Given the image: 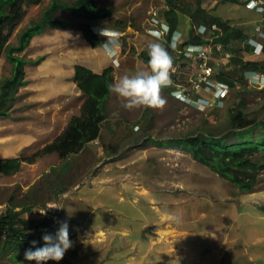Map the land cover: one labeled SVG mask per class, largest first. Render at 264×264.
<instances>
[{
    "label": "rangeland",
    "instance_id": "374dc122",
    "mask_svg": "<svg viewBox=\"0 0 264 264\" xmlns=\"http://www.w3.org/2000/svg\"><path fill=\"white\" fill-rule=\"evenodd\" d=\"M75 1L59 0L65 6ZM94 1L109 14L98 19L101 25L93 30L101 39L106 38L99 34L101 29L118 33V54L109 57L102 45L91 48L80 31L85 20L74 10L58 8L54 17L72 25L65 29L46 25L23 52L16 53L27 62L26 84L10 103L9 115L0 117V159L32 156L81 114L86 96L74 82L76 65L96 74L112 67L114 83L125 74L145 70L142 54L149 43L159 42L168 51L166 38L154 41L149 33L153 18L165 20V0ZM51 2L24 6L26 15L10 46L19 45L20 33L39 22ZM179 2L188 12L196 9L198 0ZM200 10L241 29L249 39L257 28L264 34V13L245 3L202 0ZM178 30L185 40L190 32L208 34L184 11ZM213 46L211 41L209 47ZM259 49L250 54L245 42H236L229 50L212 53L215 79L226 71L239 83L220 102L202 96L208 101L204 107L184 104L165 87L163 108L129 111L111 93L99 139L71 156L68 167L51 154L35 164L24 163L15 175L0 174V217L15 208L23 219L42 221L47 206L59 204L55 232L60 222L68 223L72 247L65 256L72 264H264V171L257 185L244 192L174 143L201 134L226 135L232 130L231 110L264 122V74L247 72L240 82L236 65L238 60L262 62ZM170 56L175 64L177 56ZM13 68L5 53L0 59V83L12 76ZM187 73V83L180 85L190 89L193 70ZM250 129L253 140L264 133V126ZM238 139L231 135L226 140ZM253 160L264 163V150ZM3 244L1 236L0 264H18Z\"/></svg>",
    "mask_w": 264,
    "mask_h": 264
},
{
    "label": "trees",
    "instance_id": "16d2710c",
    "mask_svg": "<svg viewBox=\"0 0 264 264\" xmlns=\"http://www.w3.org/2000/svg\"><path fill=\"white\" fill-rule=\"evenodd\" d=\"M42 0H0V59L6 53L8 60L14 64L13 73L10 78H4L0 83V117L9 115L10 103L15 100L19 88L23 87L24 67L26 60L16 55L23 52L31 39L41 35L45 26L65 29L72 25L54 17L58 8L74 10L85 20L80 25V31L84 39L91 48L96 49L101 46L106 38L101 39L93 30L94 26L101 25L97 22L102 16L109 14L108 9L97 7L94 0H76L72 5H61L59 0H52L49 9L44 12L43 18L36 23L29 25L19 35V45L10 46V39L13 37L20 21L26 15L24 6L39 5ZM201 1L198 0L196 9L186 12L179 0H165L167 10L163 15L169 24L170 33L165 44L168 47L169 55L172 54L169 42L172 34L179 29L180 13L183 11L189 16L199 28L206 27L207 35L190 32L188 40L182 44V48L187 44L207 45L210 42L220 44L224 50H229L236 42H245V51L254 54L258 49L253 47L250 40L241 29L230 26L229 22L217 17H211L201 9ZM226 2L241 4L242 0H226ZM192 23V22H191ZM216 26L218 30H212ZM122 28V26L120 27ZM259 52L264 55V40H259ZM216 52V50H215ZM142 58L147 64L149 59L147 52L142 54ZM237 61V60H236ZM237 66L241 71L240 82L246 79L247 72H260L264 74V59L262 62L237 61ZM195 72L193 66L187 68L184 64L179 68L177 74L173 75L176 83H187L184 79L188 75L187 71ZM182 77H181V76ZM219 81L228 84L233 88L239 83L226 71L219 76ZM74 82L86 100L81 108V114L74 116L66 129L52 143L44 146L30 157L3 158L0 159V174L12 176L17 174L24 163L35 164L40 158L47 155L57 154L60 159L65 160L64 167H68L69 158L79 154L85 147L97 140L101 134L102 124L107 120L106 102L110 97L107 85L113 82V68L108 67L102 73L96 74L88 68L76 65ZM232 130L219 138L215 134L208 136L198 135L185 140L174 142L179 148L189 151L193 159L203 165L210 167L214 173L230 181L241 191L249 192L258 183L260 172L264 171V163L254 161L255 153L264 150V133L258 140H253L250 136L252 130L250 126L263 127L264 122L257 119H248L242 113L231 110ZM242 130V131H237ZM236 135L238 142L229 143L227 138ZM52 223L48 220L36 221L23 219L15 208H10L0 217V237L4 236L3 250H9L13 254V261L18 264H36L35 261H27L24 253L32 248V241H37L36 247L43 246L42 236L45 233L51 234ZM35 250V249H33ZM48 264H72L64 255L59 262L49 261Z\"/></svg>",
    "mask_w": 264,
    "mask_h": 264
},
{
    "label": "clouds",
    "instance_id": "9594fccd",
    "mask_svg": "<svg viewBox=\"0 0 264 264\" xmlns=\"http://www.w3.org/2000/svg\"><path fill=\"white\" fill-rule=\"evenodd\" d=\"M258 1L259 0H242L248 9H251L249 8V5H253ZM163 17L165 19L164 15ZM159 21L160 24L157 26H154L152 22V28L150 30H157L159 32L165 30L166 28L167 30L164 34H162V36L160 33L149 32L154 37V41H158L160 38H166L167 40V36L170 33V27L166 20ZM199 30H203L204 32L207 31L206 27L203 26H200ZM99 34L106 37L108 41L107 43L102 44L105 53L109 57L116 56L120 48L119 34L116 32H111L106 28L101 29ZM199 34H201V32H199ZM259 40H264V38H260L258 35H256L249 40V43L258 49V47H260ZM185 41L186 40L184 39L183 34L179 30L175 31L172 34L171 40L169 42V48L171 52L178 56L177 52L175 51V47L179 46L180 49H184L189 45H195L187 44L182 48L181 46ZM216 45L220 44H214V46ZM203 46H209V44ZM147 54L149 59L147 61L145 70L137 71L134 75L125 74L119 80L107 85L108 91L117 97L118 101L120 102V106L125 110L131 111L141 108L161 109L166 104L165 99H163L161 96L162 89L167 87L169 89L168 91L172 95L174 84H178L173 79L174 74L171 75V71L173 69L172 57L161 43H149L147 47ZM182 62L187 64L186 61ZM253 73H255V75L258 74L257 72ZM196 101L197 96H195L194 99V102ZM193 105L200 107L195 103ZM50 208L57 209L58 207L53 206ZM42 214H44V212ZM42 240L43 246L41 247H36L37 241H32V248H29L24 253L25 260L35 261L36 264H48L49 261L59 262L63 259L65 253L72 247V241L69 238L68 223L60 222L59 228L55 234L45 233L42 236Z\"/></svg>",
    "mask_w": 264,
    "mask_h": 264
},
{
    "label": "built area",
    "instance_id": "2783aa9c",
    "mask_svg": "<svg viewBox=\"0 0 264 264\" xmlns=\"http://www.w3.org/2000/svg\"><path fill=\"white\" fill-rule=\"evenodd\" d=\"M249 8L255 10L260 14H263L264 0H259L255 4L249 5ZM152 21L154 26L160 24V21L156 18H153ZM166 30L167 28L165 30H162L161 32L153 30L152 33H160L162 36V34L166 32ZM213 30L217 31L218 28L214 26ZM256 35H258L260 38H264V34L258 28L256 29ZM214 49L218 52L222 50V47L220 45H216L213 47L189 45L184 49H180L179 46L175 47V51L178 54V59L176 63L173 64L171 75L177 74L179 68L184 65V62H182V60L187 61V63L192 65L195 70V74H193L192 79L190 81V89L180 84H174V90L172 91V95L176 99L183 102L184 104L193 105L195 103L201 107V105L205 106L208 104V101H206L202 97L204 95L213 96V98L217 102H220L222 99L225 98V96H227V90L229 89V86L215 79V65L212 62V53L214 52ZM193 79H195V81H193ZM195 96H197L196 102H194ZM53 206L58 208H50ZM60 211V206L57 203L49 204L44 211L45 220L51 221L52 223V234L55 233V227L60 217Z\"/></svg>",
    "mask_w": 264,
    "mask_h": 264
},
{
    "label": "crops",
    "instance_id": "0c3cea01",
    "mask_svg": "<svg viewBox=\"0 0 264 264\" xmlns=\"http://www.w3.org/2000/svg\"><path fill=\"white\" fill-rule=\"evenodd\" d=\"M193 74H194V72H193ZM99 139V138H98Z\"/></svg>",
    "mask_w": 264,
    "mask_h": 264
},
{
    "label": "water",
    "instance_id": "95a60500",
    "mask_svg": "<svg viewBox=\"0 0 264 264\" xmlns=\"http://www.w3.org/2000/svg\"><path fill=\"white\" fill-rule=\"evenodd\" d=\"M101 38V37H100Z\"/></svg>",
    "mask_w": 264,
    "mask_h": 264
}]
</instances>
